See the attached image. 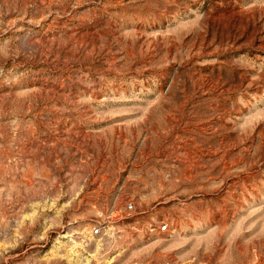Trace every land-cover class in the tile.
Listing matches in <instances>:
<instances>
[{
    "label": "rangeland",
    "instance_id": "rangeland-1",
    "mask_svg": "<svg viewBox=\"0 0 264 264\" xmlns=\"http://www.w3.org/2000/svg\"><path fill=\"white\" fill-rule=\"evenodd\" d=\"M0 264H264V0H0Z\"/></svg>",
    "mask_w": 264,
    "mask_h": 264
},
{
    "label": "built area",
    "instance_id": "built-area-1",
    "mask_svg": "<svg viewBox=\"0 0 264 264\" xmlns=\"http://www.w3.org/2000/svg\"><path fill=\"white\" fill-rule=\"evenodd\" d=\"M129 208L131 209V206H129ZM160 232H162V233L168 232V227L167 226H162L160 228ZM98 233H99V231L95 230L94 234L97 235Z\"/></svg>",
    "mask_w": 264,
    "mask_h": 264
}]
</instances>
